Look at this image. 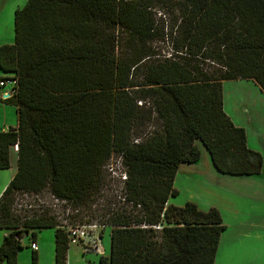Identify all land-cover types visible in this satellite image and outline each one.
<instances>
[{"label": "trees", "instance_id": "trees-1", "mask_svg": "<svg viewBox=\"0 0 264 264\" xmlns=\"http://www.w3.org/2000/svg\"><path fill=\"white\" fill-rule=\"evenodd\" d=\"M167 38L173 52L162 54L154 42ZM0 67V79L16 80L1 97L19 117L0 129V168L19 145L0 195L9 228L0 264H18L23 236L38 244L43 227L55 228V264H68V226L16 204L48 189L79 212L101 195L115 152L122 193L102 220L111 251L100 264L215 263L227 227L220 209L170 199L177 173L200 161L222 173L262 170L264 154L226 111L223 87L241 78L264 91V0H27L15 10L14 42L0 44ZM153 117L160 123L143 133Z\"/></svg>", "mask_w": 264, "mask_h": 264}, {"label": "rangeland", "instance_id": "rangeland-1", "mask_svg": "<svg viewBox=\"0 0 264 264\" xmlns=\"http://www.w3.org/2000/svg\"><path fill=\"white\" fill-rule=\"evenodd\" d=\"M26 1L27 0H0V44L14 42L15 10L18 7L23 6ZM154 43L162 54H171L173 52V44L169 38L165 40H157ZM124 49H126V47ZM1 74L2 71H0V75ZM223 91L227 108L230 109L234 119L247 127L250 142H260L262 145L260 138H264V91L251 79H227L224 81ZM9 104L16 110V105ZM245 107H248L249 110ZM159 123L160 121L156 117L147 120L146 130H144L143 133H146L147 130L154 128ZM107 164L105 171L106 176L101 195H99L91 204L81 205L79 212L75 213L76 210L73 209L74 204L71 205L66 202H60L48 189L41 192L39 195L40 198L32 197L29 200L20 199V204H16V211H18V213L21 212L20 214L23 215L26 213V209L29 210L32 207V210H29V212L37 209L41 212L47 210L48 214L54 215L63 225L85 221H97L103 224L102 220L106 217L105 214H108L106 210H108V204L111 203V199H114L117 195L118 198H120L119 196L122 193V182L119 180L115 172L124 168L121 163V157L116 152L112 155ZM16 168L15 164L14 166L7 168H0V193L10 182L15 174ZM180 173L186 174V171H181ZM206 174L209 173L206 172ZM185 184L186 182L182 177H178L177 185L182 186V192L177 198H175L176 195L171 196V200L175 199L177 203H184L183 199L189 192V190L184 188ZM35 202H37V204ZM40 203L42 206H40ZM111 204L114 205L115 202ZM67 206L70 209H67ZM72 213L75 214L70 215ZM8 231L9 228L0 227V244L3 242L5 234L8 233ZM31 237L32 236L27 233L22 238L25 246L19 250L18 264L33 263ZM36 237L39 244L38 264H55V228H40L37 230ZM100 245L104 247V251L88 249L81 243L72 242L67 255L68 264H100L101 254L104 253L109 255L111 251V226L108 225L104 227ZM2 264L6 263L4 262Z\"/></svg>", "mask_w": 264, "mask_h": 264}, {"label": "crops", "instance_id": "crops-1", "mask_svg": "<svg viewBox=\"0 0 264 264\" xmlns=\"http://www.w3.org/2000/svg\"><path fill=\"white\" fill-rule=\"evenodd\" d=\"M0 71H2L1 75L6 74L1 67ZM1 93L0 89V129H8L18 125V111L17 107L15 110L9 102L3 100ZM224 103L226 111L233 118L226 101ZM233 120L245 126L236 119ZM260 141L262 145L260 142L251 143L248 136V144L264 154V138L261 137ZM14 164L17 171L16 149L12 153L11 166ZM181 171H186V174H181ZM181 171L175 178V186L179 189L175 198L182 192V186L177 185L180 176L186 182L184 188L189 192L183 199L184 203H177L175 199L170 201L182 205L192 200L204 210L216 206L227 224L221 236L214 264H264V164L260 172L249 174L222 173L211 160L186 166V169Z\"/></svg>", "mask_w": 264, "mask_h": 264}, {"label": "built area", "instance_id": "built-area-1", "mask_svg": "<svg viewBox=\"0 0 264 264\" xmlns=\"http://www.w3.org/2000/svg\"><path fill=\"white\" fill-rule=\"evenodd\" d=\"M16 80L13 78H1L0 79V88L2 90V96L8 97L12 96L14 94V86ZM18 143L15 144L16 149H18ZM121 177L124 179L127 177L126 172L121 173ZM40 194L34 195V194H25V200H29L32 197H39ZM63 202H68L67 200H64ZM32 205V204H31ZM67 209H70L67 207ZM78 208H76V211ZM69 212V210H68ZM68 226V232L69 236L72 241L79 242L83 244L86 248L91 247H97L99 249H102L103 247L100 245L101 243V227L102 224L97 221H91V222H77V223H70ZM157 227H161V225H156ZM32 246L37 248L38 244L37 242H33Z\"/></svg>", "mask_w": 264, "mask_h": 264}, {"label": "water", "instance_id": "water-1", "mask_svg": "<svg viewBox=\"0 0 264 264\" xmlns=\"http://www.w3.org/2000/svg\"><path fill=\"white\" fill-rule=\"evenodd\" d=\"M19 235H20V233H19ZM102 250H104V247L102 248Z\"/></svg>", "mask_w": 264, "mask_h": 264}]
</instances>
